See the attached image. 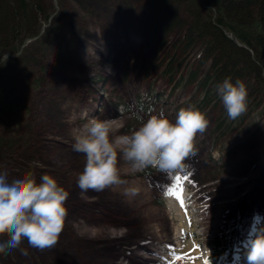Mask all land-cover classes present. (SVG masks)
<instances>
[{"label": "rangeland", "instance_id": "1", "mask_svg": "<svg viewBox=\"0 0 264 264\" xmlns=\"http://www.w3.org/2000/svg\"><path fill=\"white\" fill-rule=\"evenodd\" d=\"M189 1L215 14L202 0ZM39 2L49 17L41 16L38 34L8 52L14 60L0 68V84L7 86L0 103V174L8 173L9 181L53 176L69 192L68 216L55 246L40 250L24 240L0 253V264H170L176 256L183 258L175 264H214L210 238L225 221L237 222L247 239L253 217L264 221V90L254 96L261 113L251 117L247 106L224 142L211 136L224 104L197 107L207 128L194 137L196 154L177 170L178 182L157 167L133 171L118 155L123 183L82 194L77 176L85 155L72 148L75 129L95 117L113 122L112 135L128 134L139 127L132 112L141 107L145 119L162 110L174 123L181 108H194L201 92L191 83L176 87L178 72L172 78L162 73L161 59L166 62L172 50L161 46L160 36L150 41L149 0ZM182 4L188 6L178 2L179 13L190 21ZM199 48L185 57L190 60ZM129 188L137 194L126 195ZM7 239L0 234V242ZM148 244L157 253H146ZM168 244L179 252L170 253Z\"/></svg>", "mask_w": 264, "mask_h": 264}, {"label": "clouds", "instance_id": "2", "mask_svg": "<svg viewBox=\"0 0 264 264\" xmlns=\"http://www.w3.org/2000/svg\"><path fill=\"white\" fill-rule=\"evenodd\" d=\"M50 24L51 21L44 25L41 35H46ZM14 54L20 55L19 52ZM7 61L8 53L0 56V66L6 65ZM217 91L230 119L246 112L247 88L243 81L232 82L226 78L217 85ZM143 111L141 107L132 112L139 127L128 134L112 135L113 122L95 117L73 131L72 148L85 155L84 168L77 176V186L82 194L90 190L101 192L123 183L117 166L118 155H122L133 171L149 167L171 171L185 168V160L196 154L194 137L208 124L200 110L181 108L174 123L162 110L147 114L146 119L140 115ZM137 191L129 188L125 194L134 196ZM68 197L69 192L49 174L42 175L39 182L27 176L9 181L8 173L0 174V234L8 236L0 242V253L8 254L20 248L24 240L40 250L55 246L68 216ZM244 255L246 264H264V224L258 214L253 217Z\"/></svg>", "mask_w": 264, "mask_h": 264}, {"label": "trees", "instance_id": "3", "mask_svg": "<svg viewBox=\"0 0 264 264\" xmlns=\"http://www.w3.org/2000/svg\"><path fill=\"white\" fill-rule=\"evenodd\" d=\"M186 1L188 6L182 7L190 21L179 13L176 4L181 0H149L150 41L160 36L161 46L165 44L172 50L166 62L161 59L162 73L172 78V73L178 72L176 87L191 83L201 92L194 109L223 103L217 85L226 78L232 82L241 80L247 88L251 117H257L263 110L254 96L261 94V88L264 90V0H202L214 8L213 16L209 9L204 12L199 2L194 7ZM41 16L46 20L49 14L43 11L39 0H0V56L16 51L26 39L35 37ZM196 45L200 51L189 60L185 56ZM12 60L9 57L8 62ZM187 66L188 72H183ZM6 89L5 84H0V103ZM224 115L229 118L224 110L213 123L211 136L215 141L224 142L236 127L231 124L241 121V116L227 120ZM170 172L175 174L177 170ZM242 240L244 234L237 222L225 221L224 227L210 238L211 261L221 264L230 259L233 246Z\"/></svg>", "mask_w": 264, "mask_h": 264}, {"label": "bare ground", "instance_id": "4", "mask_svg": "<svg viewBox=\"0 0 264 264\" xmlns=\"http://www.w3.org/2000/svg\"><path fill=\"white\" fill-rule=\"evenodd\" d=\"M151 30V29H150ZM96 110V109H95ZM224 171V170H223ZM186 204V203H185ZM189 208V207H188ZM181 213V212H180ZM187 213V212H186ZM182 214V213H181ZM261 223L262 224H264V221H261ZM252 227H253V224H252V226H251V229H252ZM251 229H250V231H251ZM250 231H249V233H250ZM249 233H248V235H249ZM248 235H247V237H248ZM180 237H181V235H180ZM112 238L113 237H111V240H112ZM177 238H179V234H174V237H173V239L175 240V239H177ZM114 240H116V239H114ZM247 240V239H246ZM246 240L244 241V243H242V244H239V245H237L236 246V248H235V252H234V259H232V261L231 262H229V263H227V264H246V259H245V255H244V247H245V243H246ZM171 241H173V240H171ZM171 241H170V243H171ZM173 243V242H172ZM196 243V242H195ZM189 246L191 245V244H188ZM153 246V244H151V245H146L144 248L146 249V253H157V252H155V251H157V247L155 246V248H152L151 249V247ZM188 246V247H189ZM143 248V249H144ZM168 248L170 249L169 250V252L170 253H175V252H179V251H177V249L176 250H174V248H173V246L171 245V244H168ZM159 250V249H158ZM181 251V250H180ZM189 253V252H188ZM144 254H145V252H142L141 254H139L138 256H144ZM165 254V253H164ZM195 254V253H194ZM168 255V254H167ZM166 255V256H167ZM137 256V257H138ZM170 256V255H169ZM168 256V257H169ZM171 257V256H170ZM185 257H188V255H187V252L185 253ZM194 257V256H193ZM196 257V256H195ZM92 258V257H91ZM153 259H154V261L156 260V256H153ZM138 260V259H137ZM189 260V259H188ZM205 260V259H204ZM196 261V260H195ZM194 261V262H195ZM205 262H206V260H205ZM196 264H203V263H201V262H197ZM205 264V263H204Z\"/></svg>", "mask_w": 264, "mask_h": 264}, {"label": "snow or ice", "instance_id": "5", "mask_svg": "<svg viewBox=\"0 0 264 264\" xmlns=\"http://www.w3.org/2000/svg\"><path fill=\"white\" fill-rule=\"evenodd\" d=\"M176 179H177V182H178V181H179V176H178V175H177ZM168 194H172V193L169 192ZM182 258H183L182 256H176V257H175V260H180V259H182ZM175 260L171 261L170 264H175ZM205 264H209V262L206 261Z\"/></svg>", "mask_w": 264, "mask_h": 264}]
</instances>
